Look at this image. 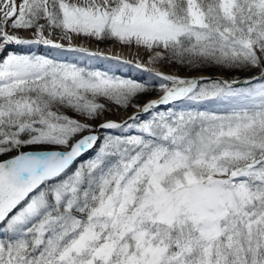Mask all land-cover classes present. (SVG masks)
Wrapping results in <instances>:
<instances>
[{"label":"snow or ice","instance_id":"6c2138e0","mask_svg":"<svg viewBox=\"0 0 264 264\" xmlns=\"http://www.w3.org/2000/svg\"><path fill=\"white\" fill-rule=\"evenodd\" d=\"M57 31L145 48L152 63L261 72L146 69L163 95L103 120L119 134L101 136L87 121L150 85ZM41 44L56 52L7 51ZM0 264H264V0H0Z\"/></svg>","mask_w":264,"mask_h":264},{"label":"rangeland","instance_id":"374dc122","mask_svg":"<svg viewBox=\"0 0 264 264\" xmlns=\"http://www.w3.org/2000/svg\"><path fill=\"white\" fill-rule=\"evenodd\" d=\"M41 22L43 23V21H41ZM8 31L10 33H12L14 30L9 28ZM19 33L23 34L25 36H27L29 34L27 37H24V38L29 37L30 39H35V37H36V30L35 29H33V30H19L18 34ZM45 35L46 36L49 35L48 29L45 30ZM49 38L57 41L58 43L64 44L65 48H68L69 46H71V47H84V48H88L90 51H96L99 53H103L104 54L103 57H98L93 61L94 65L96 67L100 68L101 70L111 69V74H115V75L120 76L122 78L136 79L138 81L146 82L149 85H152L154 87L155 94H160L162 89H160L158 87L159 81H153V77H152L151 72L146 71V69H151L153 71L156 70V71H160V72H163L165 74H170V75L191 74L193 72H199V71H201L203 74L212 72L214 74L225 76V77H227V79H239V80H247L251 77L257 76L260 74V71H261V69L259 67L251 68V69L245 70V71H232V72H228V71H225L223 69L216 68V67H210L207 70L200 69V70H193V71H184L181 68V66L178 64H172V63H167V62L152 63L150 61L151 52L145 48H142V47L141 48H137L135 46L126 47V46H122V45H120L114 41H111V40L99 41V40H95L93 38H87V37H83V36H79V37L73 36L69 40L67 37H63L58 31L53 32L49 36ZM113 46L114 47H121V48L125 49L126 52L121 54L122 56H117L115 54H110V53H108V54L104 53V51H103L104 49L112 48ZM7 51H15L18 53H29V52H31V53H35V54H41V55H52L56 52L55 49H50L49 47L42 45V44L41 45H12L7 49ZM64 57H65V59H67L69 61H76V60L83 59L82 57H80L79 54L72 53V52H66L64 54ZM105 57H111V58L120 57L121 60L131 61V63L123 64V63L117 62L115 59H106ZM137 64L143 65L144 67H137L136 66ZM118 67H122L123 70H128V69L131 70L132 69L131 70L132 72L128 73L126 71L119 69ZM142 73H144L145 75ZM245 74H248V75L246 76ZM241 75H245V77H240ZM240 86L246 87L247 85L241 84ZM155 94L147 96L145 98L147 101L146 100L145 101L148 102L150 100V98L153 97ZM145 101L143 104L139 101H133L132 107H130L129 109H125L123 107H120V106H117L113 103H110L107 106L108 110L103 114L102 117H111L112 118V117L117 116L119 119H121L120 121H123V120L127 119V117L123 118L122 113L125 114V113L132 112L135 108H139L140 106L144 105L146 103ZM166 107H168V106H161V110H164ZM70 115H71V113H70ZM78 118L84 119L82 117H78ZM142 118L148 119V118H150V116H148L147 114H144L142 116ZM99 121H87V122L91 123L94 127H96V130H98V132L101 134V136L109 135V134H112V135L119 134V130L97 129V127L99 125L98 124ZM94 155H95V151L88 152V154L83 156L82 159L80 158L77 161V164H79L82 161H87L88 159H90Z\"/></svg>","mask_w":264,"mask_h":264},{"label":"bare ground","instance_id":"6f19581e","mask_svg":"<svg viewBox=\"0 0 264 264\" xmlns=\"http://www.w3.org/2000/svg\"><path fill=\"white\" fill-rule=\"evenodd\" d=\"M25 34V33H24ZM28 34V33H27ZM26 34V35H27ZM19 36H21V37H27V36H25V35H23V34H18ZM29 38V37H28ZM36 38V37H35ZM30 39V38H29ZM104 51V53L105 54H108V53H110V54H115V55H117V56H122L121 54H123V53H125L126 51H125V49H123V48H121V47H112V48H107V49H104L103 50ZM102 51V52H103ZM152 55V53L150 54V56ZM119 69H121V70H123L122 69V67H118ZM129 70V69H128ZM132 70V69H131ZM143 71V70H142ZM154 71H156V70H154ZM256 71V70H255ZM259 71V70H258ZM261 72V71H260ZM137 73V72H136ZM135 73V74H136ZM258 73V72H257ZM142 74H144V73H142ZM145 75V74H144ZM201 75H203V73L201 72V71H199V72H193V73H191V74H178V76H180V77H185V78H192V77H196V78H199V76H201ZM246 76L248 75V74H245ZM245 75H241L240 77H245ZM238 78V77H237ZM159 87V86H158ZM160 88V87H159ZM161 89V88H160ZM163 95V90L161 91V93L160 94H155L153 97H151L150 98V100L149 101H151V100H154V99H159L160 98V96H162ZM147 103V102H146ZM145 103V104H146ZM144 104V105H145ZM144 105H142V106H140L139 108H135L132 112H130V113H125V114H123L122 113V117L123 118H126V117H129V116H131V115H133V114H135V113H137V112H139V109L140 108H142ZM105 119H111V120H117V121H120L121 119H119L117 116L116 117H101V120L99 121V123H101L103 120H105ZM98 123V124H99Z\"/></svg>","mask_w":264,"mask_h":264},{"label":"trees","instance_id":"16d2710c","mask_svg":"<svg viewBox=\"0 0 264 264\" xmlns=\"http://www.w3.org/2000/svg\"><path fill=\"white\" fill-rule=\"evenodd\" d=\"M181 68H182L184 71H193V70H190V69H188V68H186V67H182V66H181ZM209 68H210V67H209ZM202 69L207 70L208 68H202ZM228 72H229V71H228ZM154 92H155L154 87H153L152 85H150V88H149L148 93L139 96V97H138L137 99H135L134 101H139V102L144 101L145 98H146L148 95H151V94H153ZM109 104H110V103H108V105H109ZM108 105H107V106H108ZM127 109H129V108H127Z\"/></svg>","mask_w":264,"mask_h":264},{"label":"water","instance_id":"95a60500","mask_svg":"<svg viewBox=\"0 0 264 264\" xmlns=\"http://www.w3.org/2000/svg\"><path fill=\"white\" fill-rule=\"evenodd\" d=\"M199 77L226 78V79H227V77H225V76H221V75H218V74H214V73H212V72H210V73H205V74H203V75H201V76H199ZM97 129H100V128L97 127Z\"/></svg>","mask_w":264,"mask_h":264}]
</instances>
